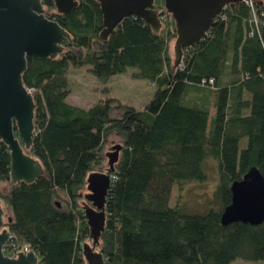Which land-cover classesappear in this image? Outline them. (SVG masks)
<instances>
[{"label": "trees", "instance_id": "obj_1", "mask_svg": "<svg viewBox=\"0 0 264 264\" xmlns=\"http://www.w3.org/2000/svg\"><path fill=\"white\" fill-rule=\"evenodd\" d=\"M43 12L69 34L55 58L27 59L22 78L34 101L35 134L28 153L43 174L32 182L10 180V152L0 142V202L10 210L4 252L28 245L37 264H86L82 244L90 238L81 204L90 172L103 169L112 135L121 139L110 173L105 229L99 250L105 264H230L238 257L264 259V222L223 225L231 185L252 166L264 174V0L256 8L230 4L174 67L175 20L165 0H155L163 27L157 32L130 15L106 40L98 0H78L57 13ZM88 66L97 77L137 70L156 91L143 108L113 99L83 108L67 101L68 68ZM212 109L215 113L212 114ZM15 136L18 137L14 127ZM246 145L243 147V140ZM22 144V143H21ZM219 161L218 208L187 213L171 206L176 182L204 181L206 161Z\"/></svg>", "mask_w": 264, "mask_h": 264}, {"label": "water", "instance_id": "obj_2", "mask_svg": "<svg viewBox=\"0 0 264 264\" xmlns=\"http://www.w3.org/2000/svg\"><path fill=\"white\" fill-rule=\"evenodd\" d=\"M42 0H0V142L9 148L10 180L32 182L44 172L38 159L28 153L35 134L34 101L26 89L22 75L27 59L55 58L68 45L70 34L43 12ZM241 0H165V7L175 20L177 37L174 44V67L183 64L184 50L199 43L222 15L226 7ZM106 40L124 18L133 15L143 19L159 32L163 23L155 0H98ZM57 13L75 8L78 0H54ZM14 127L18 137L15 136ZM22 143V144H21ZM105 152L108 167L93 171L86 178V192L81 201L89 228L90 242L82 244L86 264H105V257L96 247L105 229L106 195L110 173L118 160L121 144ZM232 201L221 215L223 225L243 222L259 225L264 222V174L257 166L231 185ZM4 210L0 202V226ZM10 238L7 228L0 230V264H37L33 251L18 252L16 257L4 254Z\"/></svg>", "mask_w": 264, "mask_h": 264}, {"label": "rangeland", "instance_id": "obj_3", "mask_svg": "<svg viewBox=\"0 0 264 264\" xmlns=\"http://www.w3.org/2000/svg\"><path fill=\"white\" fill-rule=\"evenodd\" d=\"M175 40L176 38L170 44L173 58ZM136 70V68L127 67L124 72L108 77H97L89 71L88 66H70L67 73L68 88L70 90L67 101L88 108L101 100L111 98L113 99V108L110 112L112 117H119L123 112V107H117V103L122 106L130 105L141 109L152 100L157 85L147 78L133 76V72ZM214 113L215 109H212V114ZM117 143L120 144L121 139L116 135H112L109 138L105 152H109L112 148L110 146ZM246 143V139H244L243 147ZM218 163L219 161L213 158L206 161L205 170L208 176L204 181L176 182L171 195V206H178L182 211L193 214L204 213L211 207L218 208L219 203L215 195L219 183ZM107 167V157L105 155L104 166L100 171H105ZM0 189L2 192H6L8 183H1ZM82 192L85 193L86 189ZM82 200H84L83 197ZM1 204L4 210L5 222L10 217V210L2 201ZM86 241L90 242V238ZM96 249L99 250V246ZM230 264H264V259L254 260L238 257Z\"/></svg>", "mask_w": 264, "mask_h": 264}, {"label": "built area", "instance_id": "obj_4", "mask_svg": "<svg viewBox=\"0 0 264 264\" xmlns=\"http://www.w3.org/2000/svg\"><path fill=\"white\" fill-rule=\"evenodd\" d=\"M241 1H245L248 5H250L252 8H253V10L256 8V0H241ZM227 8V7H226ZM166 14H169L168 12H167V10H166ZM223 14V13H222ZM160 17H161V20L163 19V16H162V14L160 15ZM220 17H222V15L220 16ZM219 17V18H220ZM12 238V234H11V232H10V238L9 239H11ZM9 241V240H8ZM8 243V242H7ZM7 243H6V245L4 246V248H3V252H4V249L6 248V246H7ZM23 252V251H30V249H29V246L28 245H25V246H23L22 247V249L21 250H18V251H15V250H11V248H10V250H7L6 252H4V254L5 255H7V256H9V257H16L17 255H18V252Z\"/></svg>", "mask_w": 264, "mask_h": 264}, {"label": "flooded vegetation", "instance_id": "obj_5", "mask_svg": "<svg viewBox=\"0 0 264 264\" xmlns=\"http://www.w3.org/2000/svg\"><path fill=\"white\" fill-rule=\"evenodd\" d=\"M5 223H7V221H5ZM7 227H8V225L4 224V225L0 226V230L3 229V228H7Z\"/></svg>", "mask_w": 264, "mask_h": 264}]
</instances>
